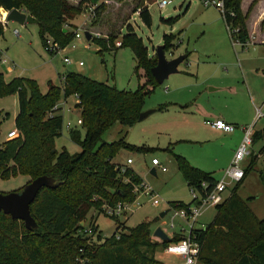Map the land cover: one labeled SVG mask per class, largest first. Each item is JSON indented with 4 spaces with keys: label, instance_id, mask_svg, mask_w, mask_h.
Instances as JSON below:
<instances>
[{
    "label": "trees",
    "instance_id": "16d2710c",
    "mask_svg": "<svg viewBox=\"0 0 264 264\" xmlns=\"http://www.w3.org/2000/svg\"><path fill=\"white\" fill-rule=\"evenodd\" d=\"M90 1L96 5L95 14H99L103 3ZM258 1L252 0L243 12L242 0H224L222 19L225 26L236 29L234 36L242 48L250 40L246 22ZM86 2L0 0V8L5 11L18 9L33 17L44 48L47 37L63 47L73 40L75 25L71 22L82 13ZM138 16L145 26H151L147 7L140 8ZM173 20L169 18L167 22ZM4 25L0 22V36ZM261 26H264V19ZM107 38H111L110 43L107 39H90L99 47L98 55L110 49L113 38ZM174 38L178 40L175 34L163 35L164 51L171 48ZM117 48H129L136 63L135 73L138 75L141 69L146 74L144 83L134 91L119 90L83 74L66 71L62 88L50 84L42 93L34 79L14 77L5 80L0 73V98L17 95L18 113L14 124L19 131L18 137L1 143L0 177L24 175L33 180L47 176L56 185L42 188L30 206L37 224L35 229H26L22 221L0 211V264H164L154 256L158 245L150 239L152 222H141L134 227L119 222L116 232L106 238L101 236L95 223H90L91 234L82 232L81 223L91 209L98 210L102 203L113 205L118 201L133 200V187L142 181L131 168L115 164L112 159L121 149L142 153L150 150L123 139L102 140L103 134L115 123L127 127L136 123L145 96L159 85L151 74V68L157 62L156 55H149L142 39L130 25ZM75 95L82 124L69 129L68 134L80 151L70 154L65 148L59 151L55 147V139L61 136L63 116L56 114L59 108L54 107L61 98ZM164 109L165 105L157 108L159 111ZM47 113L52 116L46 117ZM259 140L264 141L260 130L254 132L253 143ZM173 156L177 170L189 188L204 194L215 185L217 180L211 173L192 166L181 155L174 153ZM255 156L244 168L245 174L253 169ZM202 182L207 184L205 188H202ZM241 183H236L230 195L215 206L213 220L194 231L201 245L200 264H264V216L257 218L246 201L237 195ZM168 203L171 207L177 204L176 207L187 208L192 201ZM174 235L178 237L174 239ZM174 235L169 242L180 240V235Z\"/></svg>",
    "mask_w": 264,
    "mask_h": 264
},
{
    "label": "rangeland",
    "instance_id": "374dc122",
    "mask_svg": "<svg viewBox=\"0 0 264 264\" xmlns=\"http://www.w3.org/2000/svg\"><path fill=\"white\" fill-rule=\"evenodd\" d=\"M69 1L75 4L80 0ZM86 1L82 13L74 19L73 23L71 22L75 25L74 31L81 34L88 31L92 35L91 39H107L108 43L111 38L107 37L111 36L113 41L109 50L98 55L99 47L90 40H86L84 36L63 47L58 41L55 42L51 37H47L46 39L53 40L58 45V52L50 54L41 43L37 24L20 25L15 22H5L3 35L0 36V73H3L5 80L14 77L34 79L40 91L44 93L50 84L62 88L65 72L70 71L114 86L119 90L134 91L139 84L144 83L146 74L141 69L138 70V75L135 73L136 63L129 48H117L122 35L127 31V26L130 25L135 34L142 39L149 55H155L156 48L163 45L164 34L176 35L178 40L174 38L171 48L165 51V56L171 59L187 54V58L179 65L178 71L187 70L192 73L189 76L192 79L191 82L197 85L199 91H203L201 98L195 104H199V108H204L212 116L224 112L243 118L251 115L252 107L255 111L256 107L264 103V45L251 42L242 49L239 44L233 43L219 9L204 8L197 0H170L171 3L163 9H159L156 4L161 0H98L102 1L98 4L103 3V8L99 14L94 12L93 17L90 18V12L94 11L96 5L90 0ZM143 7L149 10L150 27L145 26L137 14L138 9ZM134 8H136L135 11H133ZM169 18H173V22L168 23ZM255 26L256 23L252 20L250 28L253 29ZM14 29L19 30V37L13 34ZM72 44L75 45L74 48ZM65 57L70 59L69 64H65ZM3 58L7 60L6 64L1 61ZM79 61L82 62L81 66L78 65ZM8 65H12V68L8 69ZM176 75L164 80L145 96L142 111L154 109L155 112L130 127L115 123L102 136L103 141L123 139L132 145L150 148L145 153L121 149L112 162L124 164L127 158H131L132 168L140 175L142 181L157 193L160 204L153 206L148 203V198L142 197V205L133 213L113 219L102 211L104 205L102 203L98 209L100 213L96 209H91L85 221L81 223L84 233L85 228L93 223L94 217L101 236L106 238L116 232L120 221H125L126 227H134L141 222H152L150 239L158 245L154 256L164 264H178L179 259L164 252L165 245L152 238L154 230L162 227L166 230V234L170 235L179 227L186 228V224L176 219V229L172 230L168 227L170 216L160 218L159 214L167 209L170 201L187 204L192 199L190 188L177 170L173 154L183 156L192 166L199 165L211 171L214 170L212 173L217 180L222 178L223 171L233 157L232 154L228 165L220 169V164L226 159L223 147L230 145V141L201 130L199 131L202 134H199V137L202 139H198L201 140L199 142L184 139L174 142L176 136L184 134V127L189 124L176 120L157 108L169 105L171 100L169 95L174 90L172 81ZM245 78L249 85V94H245L239 88L242 87L241 85L245 87ZM217 84L223 89L209 91V87L219 88ZM181 87L185 89L182 93L192 89L185 85ZM234 87L239 89L238 93L230 90ZM78 102L77 95L61 98L55 105L59 108L56 114L62 115L64 122L69 120L71 125L75 126L76 121L81 120L80 109L76 107ZM17 113V95L0 98V143L12 139L7 138L11 130L16 131L14 138L19 136V131L14 124ZM254 115L256 119L255 112ZM51 116L49 113L46 114V117ZM194 123L195 121L190 125L195 126ZM250 125L252 124L247 126ZM262 125H264V119L258 120L255 128ZM238 128L241 129V125ZM68 131L69 129L63 125L61 136L55 139V147L59 151L65 148L70 154H74L79 152L80 148L70 140ZM261 133L264 134V127ZM169 143L172 145L170 146ZM261 144L254 146L255 153ZM166 148H172V150L169 151ZM152 158H156L167 170L161 172L153 167ZM252 160L253 169L242 180L237 195L246 201L257 218H262L264 216V158L255 156ZM152 169L156 171V175L151 174ZM30 181L29 177L24 175L6 179L0 177V192L18 191ZM233 186L230 185L224 191V197L231 193ZM215 214V207L205 208L198 217V223L205 225L210 223ZM120 228L122 229V226ZM195 228H200V224L196 223ZM177 237L174 235V239ZM93 240L96 241L94 237ZM197 264H200L199 260Z\"/></svg>",
    "mask_w": 264,
    "mask_h": 264
},
{
    "label": "built area",
    "instance_id": "2783aa9c",
    "mask_svg": "<svg viewBox=\"0 0 264 264\" xmlns=\"http://www.w3.org/2000/svg\"><path fill=\"white\" fill-rule=\"evenodd\" d=\"M200 5H202L204 8L208 7H214L221 11V13L224 12V0H197ZM170 0H161L160 2H156L159 9H163L166 5L170 4ZM140 9H138L137 14L139 15ZM4 12V14H3ZM8 11H5L0 8V22L5 24V15ZM94 11L90 12V18L93 17ZM226 30L228 31L230 35V39L233 43L239 44L238 39L235 38L234 32H236V29H232L230 25L226 26ZM13 34L16 37H19V30L14 29ZM81 36L83 37L84 34H81L78 31H75L74 38L70 42V44L75 39H80ZM119 45V43H117ZM240 45V44H239ZM72 48L75 47L74 44L71 45ZM45 49L47 52L51 53H57L58 52V45L50 39H46L45 42ZM4 64L7 63V60L3 58L1 60ZM65 64H69L71 61L68 57L64 58ZM78 65H82V62L79 61ZM12 65H8V69H11ZM58 108L57 106L54 107V109ZM256 119L254 123L250 126L242 127L241 130L243 131V137L240 142V144L237 146V148L233 152V157L229 165L225 168L223 171L222 178L220 180H217L215 185L209 190L206 191L204 194H201L199 191H197L196 188H190V193L192 196V203L189 204L186 207H171L169 206V203L167 205L168 212L165 214L170 216V220L168 222V227L173 229H176L175 220L180 219L185 222V227H179L177 231H172L170 235H168L170 238L174 234L180 235V240L176 242H169L167 245H165L164 252L170 256H174L177 259H179L178 264H197L198 258L200 254L201 245L196 240L194 236V231L199 230L200 228H203L205 225L198 223V217L202 214L203 210L207 207H215L216 205L222 203L225 199L223 196L224 191L230 186L235 185L236 183L242 181L245 177L244 173V167L243 162L244 160L251 155V148L253 145V134L255 132V124L258 120L264 119V103L260 107H256L255 109ZM52 115V114H50ZM81 124V120L78 119L76 121V125L72 126L71 122L68 120L66 122L63 121V125H65L68 129L74 128L76 126H79ZM207 124L212 128L220 132L224 133H231L235 129H237V126H234L232 124L226 123L222 119H213L211 121H208ZM16 136V131L11 130L7 134V138H14ZM257 158L259 156H264V149L261 152H258L255 154ZM131 163V159H127V164ZM151 165L155 168H158L161 172H165L167 169L165 166H163L156 158L151 159ZM156 172V171H155ZM206 183L202 182L201 186L202 188L206 187ZM133 193H134V199L131 201H118L114 203L113 205L106 204L102 206V211L109 217H119L121 215H127L128 213H133L134 210H136L138 207L142 205L141 198H148V203H150L153 206L160 204V199L157 195V193L154 192V190L144 181H141L139 184L134 185L133 187ZM93 223H95L93 221ZM200 224V228H195V225ZM162 228V227H161ZM162 230L166 233V230L162 228ZM87 234H91V227L87 226L84 230ZM152 238L158 242L161 241L158 237H154L152 235ZM153 240V239H152Z\"/></svg>",
    "mask_w": 264,
    "mask_h": 264
},
{
    "label": "crops",
    "instance_id": "0c3cea01",
    "mask_svg": "<svg viewBox=\"0 0 264 264\" xmlns=\"http://www.w3.org/2000/svg\"><path fill=\"white\" fill-rule=\"evenodd\" d=\"M251 1L252 0H242L241 9L243 12H246L248 5L250 4ZM98 2H102V1H98ZM263 19H264V0H259L257 2V4L254 6L253 10L251 11L249 18L246 22L247 30H248V33L250 35V40L248 43L252 42V43H259L261 45H264V26H261V21ZM252 20L254 23H256V26L253 29L250 28ZM73 21H72V23H73ZM178 69H179V66H178ZM176 74H172V75H176V77H175L174 81H172V88H174V90L169 95V97L171 99L169 102V105L166 104V109L160 110V111H162L168 115H171L176 120H180L181 122H183L185 124H189V125H186L184 127V130H183L184 134L176 136L177 138L175 139L174 142H178L181 139H184L186 141L191 140L194 142H199L201 140H198V139H202L199 137V134H202V132H200L199 130H201L207 134L214 135L215 137H222V138H225L226 140H229L230 145L223 147V152L226 154V159L224 160L223 163L220 164V169H224L228 165V163L230 162L234 150L239 145L241 138H242V135H243V131L241 129L237 128L231 133H224V132H220V131H217L215 129H212L207 124V122L211 121L213 119L219 118V119L224 120L226 123L232 124L234 126L238 127L241 125V127H246L248 124H253V122L255 121L254 108L252 107V111H251L250 116H245L243 118L236 117V116H233L230 114H226L224 112L219 113L216 116H212L211 114H209V112H206L204 110V108H199V104H195V102L201 98V93L203 91L202 90L199 91L200 89L197 88V85L191 82L192 79L189 76H191L192 73L188 72L187 70H179ZM196 74H197V72H196ZM172 75H169V77ZM184 83H186V84H184ZM244 84H245V87H244V85H241L242 87H239V88L245 94L246 93L249 94L250 89H249V85H248L246 78L244 80ZM181 85H185L187 88H192V89L187 90L186 93H182L183 91H185V89L182 88ZM218 86H219V88L209 87V91H216L218 89L219 90L223 89L220 85H218ZM230 90L233 91L234 93H238V91H239V89H237L236 87L231 88ZM260 106H258V107H260ZM155 111L156 110H154L153 112H155ZM196 119H197V122H196ZM193 121H195V123H194L195 126L190 125V124H192ZM257 122H256V124H257ZM256 124H255V127H256ZM263 127H264V125H262L261 127L255 128V131H258V130L261 131V129ZM258 143H262V144L256 153L261 152L264 149V141L263 140H259V141L254 142L252 145V148H251V155L248 156L244 160V163H245V164H243L244 168L249 164L251 157L256 154L253 148ZM169 145L171 146L172 143H169ZM166 150H167V148H166ZM262 157L264 158V156H262ZM127 159H131V158H127ZM132 164H133V161L131 159V163L127 164V160H126V162L124 164H120V165H124V166L131 168L138 176H140L135 171V169L132 168V166H131ZM196 166H197L196 168L199 167L198 168L199 170L211 173L212 176L214 177V175L212 173L214 170L211 171L208 168H204V167L199 166V165H196ZM247 174H245V177ZM229 195L230 194H228V196ZM94 222H95V219H94ZM120 222H125V221H120ZM95 224H96V222H95ZM96 226H98V225L96 224Z\"/></svg>",
    "mask_w": 264,
    "mask_h": 264
},
{
    "label": "water",
    "instance_id": "95a60500",
    "mask_svg": "<svg viewBox=\"0 0 264 264\" xmlns=\"http://www.w3.org/2000/svg\"><path fill=\"white\" fill-rule=\"evenodd\" d=\"M5 22H15L20 25L26 23H37V21L28 15L27 13L18 10L11 9L5 15ZM84 37L86 40L91 39V33L84 31ZM157 58L156 65L151 68V74L157 84H162L169 75L178 72V66L184 61L185 55H179L177 57L167 59L163 45H159L155 50ZM154 109L142 111L138 116V121L145 119L148 115L153 113ZM1 147V143H0ZM151 174L155 175V170H151ZM56 185L54 180L47 176H39L29 183L25 184L18 191H12L9 193L0 192V211L4 214L10 215L12 219L20 220L24 223L26 229L31 230L37 228V224L30 212V206L35 200L36 196L42 188H54ZM169 209L160 212L159 217L163 218ZM154 237H158L161 241H170V237L162 230L161 227H157L153 232Z\"/></svg>",
    "mask_w": 264,
    "mask_h": 264
},
{
    "label": "bare ground",
    "instance_id": "6f19581e",
    "mask_svg": "<svg viewBox=\"0 0 264 264\" xmlns=\"http://www.w3.org/2000/svg\"><path fill=\"white\" fill-rule=\"evenodd\" d=\"M3 14H4V12H3Z\"/></svg>",
    "mask_w": 264,
    "mask_h": 264
}]
</instances>
